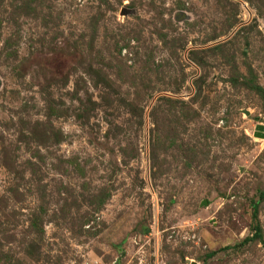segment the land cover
<instances>
[{"label":"rangeland","instance_id":"1","mask_svg":"<svg viewBox=\"0 0 264 264\" xmlns=\"http://www.w3.org/2000/svg\"><path fill=\"white\" fill-rule=\"evenodd\" d=\"M259 126L264 0H0V264H264Z\"/></svg>","mask_w":264,"mask_h":264},{"label":"trees","instance_id":"2","mask_svg":"<svg viewBox=\"0 0 264 264\" xmlns=\"http://www.w3.org/2000/svg\"><path fill=\"white\" fill-rule=\"evenodd\" d=\"M261 201H264V191L261 193L260 196V201L258 202H254L253 204V213H252V219H253V231H254V235L252 237H247L244 241H242L239 245L235 246V247H228L225 248L226 250L229 249H242L244 247H246L247 245H249L250 243H252L253 241L257 240L260 237V233H261V227L259 225V219H258V213H259V204ZM217 254V252H213L210 255H208V258H213L215 255Z\"/></svg>","mask_w":264,"mask_h":264},{"label":"water","instance_id":"3","mask_svg":"<svg viewBox=\"0 0 264 264\" xmlns=\"http://www.w3.org/2000/svg\"><path fill=\"white\" fill-rule=\"evenodd\" d=\"M261 132H264V126H259L258 128ZM264 136V134H263ZM208 206V202L207 201H204L202 204H201V207H206ZM188 264H196L194 262H191V261H188Z\"/></svg>","mask_w":264,"mask_h":264}]
</instances>
